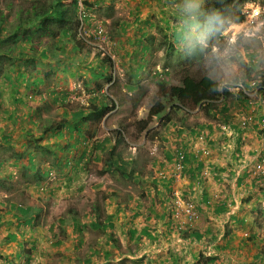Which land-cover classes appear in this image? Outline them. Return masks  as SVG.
<instances>
[{"label": "crops", "instance_id": "obj_1", "mask_svg": "<svg viewBox=\"0 0 264 264\" xmlns=\"http://www.w3.org/2000/svg\"><path fill=\"white\" fill-rule=\"evenodd\" d=\"M145 1L146 0H123V3L129 6L130 12L128 14L135 15L133 20L134 22L147 23L150 27L154 25L156 26V23L151 22V16L154 14V10L158 9L157 2L152 0L150 8L149 3L144 9H141L140 5L142 2L145 3ZM192 4H196V0H194V3ZM183 5L191 7L190 4ZM187 7L183 6L182 9L186 12ZM184 11H180L182 23H178L177 26L184 27L186 25L187 28L194 24V19L192 16H188L187 13H184ZM183 15L188 17H183ZM156 18L158 17L156 16ZM167 20L169 21V19ZM186 20L192 21L193 24H187ZM156 22L157 24L160 23L158 19ZM118 26L121 30L125 27L124 24H119ZM160 27H162V25ZM165 27L166 24L164 23V27L161 29L164 32H166ZM166 34L170 38L169 40L167 38L168 42L172 41L174 44L178 43L182 46L189 42L188 37L185 36V32L182 34L184 37L180 40V42L173 40L171 32H166ZM148 35L149 33L142 32L139 38H143V36L148 37ZM67 36L68 33L65 35V32H63V34H59V36L56 37V40L53 41V44L51 46H47L46 57L44 59L45 67L47 68L44 72H48L51 75L49 78H45V84L42 89H44L45 92L49 90L48 93L54 95V97L47 99V103L37 101L38 103L36 104L39 105L33 109V113L29 114L30 119H27L25 115H23L24 110L22 109L21 111H17L16 108L21 106L29 109L30 102H26L23 97L18 95L9 97V99L6 97V94L3 92V88L1 87L7 80V78L6 80L4 79L5 74H3L2 78L4 80L0 82V106L2 107L3 117H0V120H3L4 118L10 120L14 115L15 127H17L18 124L26 122L27 132L32 130L35 126L37 128L39 127L40 130L37 138L42 140L43 137L51 134V136L55 138L51 145H59L60 140H58V138H61V140H66V146L71 147L72 142L68 141L67 137L69 127L74 126L75 124V120L73 121L72 119V113L80 111L87 112L89 108H92L94 99L88 96L93 94L96 95L98 92L97 89H100L102 83V77H98L95 74H106L105 63L102 65V60L97 62V57H94L93 53L89 54L77 52L75 46L71 41H69V36ZM149 39L152 40L153 35ZM130 41L132 40H129L128 42ZM143 46V51L141 52L147 53L149 51L147 43ZM129 54L130 53H128V55ZM90 56L92 57V60L88 61ZM117 59L119 60V58ZM122 62H125L124 59H122ZM122 66L125 68L128 67V64L126 63V65ZM141 67H144L143 62H140L136 68ZM126 71L128 72L129 69ZM58 73L61 75L57 78ZM40 77H43V74H40ZM74 85H80L81 87L80 90H78L76 100L71 104L66 100L65 102L69 105L65 106L62 104L63 99L58 96L62 93V90H67ZM15 88L16 92H18V89L25 91L24 97H28L29 94L21 84L15 85ZM120 88L121 91L113 89V94L117 97L119 103H117L118 109L110 112L111 115L118 120H125L128 116L134 118L136 117L137 120L144 119L143 114L147 113L149 107H146V105L143 106L142 103L144 102L137 104L133 103L131 99H127L126 94L130 96V92L132 91L128 90L127 86ZM17 98L22 99L23 103L16 102ZM49 100H51V103L48 102ZM236 101L240 102V105L246 104V100L241 101L239 95H237ZM7 102L12 105L11 111H8ZM52 103H57V105L60 106V110L54 114H45V110L49 109V106H52ZM255 104L257 105L256 114L260 111H264V104L259 101L255 102ZM254 109L255 108L251 111L254 112ZM255 113H253V116L256 115ZM108 114L109 112L106 115ZM59 115L64 118L68 117L64 119V121L60 122L61 126L57 128L58 130H47L45 132L43 127H56L59 124L57 121H54L56 118L55 116ZM230 115H226L224 117V121H227V123H222L221 127H224L223 131L221 129H217L216 124L209 121L210 118H207V120L201 115H199L200 118H195V120L198 121V124L196 125L192 124L193 118H188L184 121V127H188L187 129H181L182 126L177 125L175 118L171 120L170 123L161 126L160 116H158V122L153 127L147 126L146 130H142L140 132L135 131V135H139L141 139L139 143L140 147L145 146L143 143L146 142L148 144L147 147L145 146L146 149H150L151 147H155L158 141H160L158 145H162L166 151L162 154V157L148 156L147 159H143L141 163H138L137 158H125L123 154H120V157L123 160L128 161L129 174H132V177H123L114 170L110 173V175L114 177L118 176L120 178L113 179L110 182L114 180H121L135 187L139 186V192L133 193L127 190L126 187L120 189L115 186V188L111 186L110 190L103 196L106 199L102 200L98 197L92 199L91 202L96 200L100 204V209L97 214H91L87 211L80 210V206H82L81 202H87L88 204L91 203L88 202L90 200L89 197L77 198V195H72L70 200H65V197H61L59 195L60 191L55 188H47L48 190L46 189L44 192L38 191L41 181L43 182L46 178V175L41 173V169L46 167L47 170H51L52 172L55 169V166L54 168L51 167V163L47 164V161H45V158L41 155L39 148L34 147L24 150L20 153L21 156L19 157L16 156V153L11 154V156L8 155L7 157L0 159V171L8 169L7 174L10 175V171L13 172L15 169H18L19 178L15 184L12 185V189L4 187V185L1 184L3 188H7L5 190V194L1 193V207H4V203H7L8 211H17V213L13 215L17 220L16 229L19 226H30L35 229V226L43 224L44 227L39 228L37 232L44 236V242L48 241L52 246L54 242L59 245H63L64 241L69 240L71 243L67 244L68 246L66 249L71 246L73 250L74 248H79L86 242L85 238L81 236L83 230L79 233L78 231H74L73 226L67 225L66 227H63L62 224V227L56 231L55 229L50 228V223L46 226L45 223L52 221L51 218L54 216H48L50 213H55V215L59 217L60 215H63L67 209H70L71 207L76 208L81 216L91 217V221L88 224L96 223L93 228L88 226L91 230L90 232L93 233L92 239H94V242L91 244L93 253L101 251V255H108V252L106 251H115L112 246H114L115 238H117L120 240L122 246L128 245L126 249H122L123 252L120 251L121 255L124 256V253H128L131 254L132 257L139 256V258L143 255L141 258L146 260V264H150V258L158 261L161 260L159 254L161 252V248L159 245L155 244L157 243L156 237H158V235L155 234L157 232H161V234L167 232L165 231L168 229L166 221L172 206L171 182L169 185V180H164L162 182L154 178L156 182L154 181L153 183L151 179L155 172L161 170L162 167L172 161L174 157V149H179L185 153V168L183 178L173 187L175 189H179L184 195H186V197L191 198L197 207L199 213L197 226H200L199 231L202 233L201 238H204L205 236L208 238L209 243L207 248L212 250L208 252V254L212 255H206L209 256V262L207 263L214 262V264H217L218 256L214 254L213 249H219L221 252L223 250L226 252L223 253L226 257L229 256L228 252L236 250L238 252L239 259H248L249 264H264V248H262V246L260 247L261 243L259 238L264 221V187L262 185L264 184V178H254L251 175L250 166L252 165L249 162L251 158V162L253 163V155L256 151H264V137L258 133V131L262 130L256 128L255 126L241 128L237 123V120L240 118L235 119L232 115ZM101 120L99 122H101ZM96 123L81 120L77 122V125L81 128L82 124L93 125ZM125 123L128 125V122ZM117 128L109 131L116 130ZM198 129H204L205 138L209 147H207V145H197L195 149L191 148V143L196 141L197 138L195 137L196 135H199V133L195 132V130ZM22 130H24L23 127H18V135L26 136L29 134L22 132ZM58 131H61L62 133H59ZM262 132L264 133V131ZM58 134L61 135L58 136ZM126 135H128V133H126ZM78 138V142L80 143V137ZM125 138L127 137L125 136ZM93 143L92 145H94ZM114 144L115 143H113L112 146H114ZM128 144L129 143L127 142L126 147H123L124 151H127V149L130 148ZM137 145L138 143H135V146ZM75 146L76 145L73 143V148ZM116 148L121 150L122 146H117ZM138 148L139 147L137 146L134 150ZM49 150L52 155L54 153V149ZM59 150V152H64L61 147ZM203 150L207 151L206 154L209 153L207 156L208 160L206 162L203 161V155H201V153H204ZM66 151L69 152V150ZM81 155L82 160L84 157L83 152H81L76 159H78ZM58 160L60 159H57L56 161ZM75 162L79 163V161L76 160ZM111 162L112 159H110L107 163ZM58 163L59 161L56 164ZM107 163H105L103 170L105 169ZM79 166L80 168H78V170L75 167L70 168L67 172V178L65 177V181L63 178H60L64 181L62 184H60V179L57 178L59 183L57 181V184L54 185L53 183L56 181L55 179L51 185L57 187L62 186L63 184H69V181H72V173H74L73 176H75L77 171L85 170L83 165ZM56 168L65 169L67 167L62 166L59 163V166H56ZM169 170H171L170 166L167 168V171ZM108 174L109 173L101 175ZM38 176H42L43 179H40ZM32 177H35L36 182H30ZM7 178L10 177L7 176ZM100 186L101 183L94 184V187L98 189ZM3 188L0 187V189ZM111 192H114L115 194L113 193V195L115 196L111 197V195H109V197H106L107 193ZM54 200H56V208L54 207ZM117 200H121L123 203H121L120 206H117ZM125 200L127 201L126 204ZM164 208L166 211H164ZM94 215H98L99 219L97 221H95ZM110 216L114 218L113 228H105L107 230L105 235L98 233L96 230L102 231L104 228L102 226L104 225V221ZM99 224L101 226L97 227ZM82 225L83 223L80 224V229ZM19 232L22 231L20 230ZM19 232L17 234L18 239L21 238ZM95 232L103 235L104 241L100 239L101 235L95 234ZM62 233H65L66 235H63ZM50 234L52 236H50ZM72 234H75L74 240L72 239V236L69 237ZM79 234L81 238L78 237ZM111 235H113L114 238H112ZM54 239L55 241H52ZM152 240H154L155 243L151 242ZM216 240H219V243H215ZM87 244L89 245V243ZM108 244L112 246L106 248ZM223 245L226 246L225 249H222ZM34 248L37 249L35 244H32L29 250ZM258 257H261L262 259L258 260ZM85 260L86 259H84L80 264H84ZM176 260L177 257L174 255V258L168 262L173 264ZM59 261L64 262L65 264L63 259L59 258Z\"/></svg>", "mask_w": 264, "mask_h": 264}, {"label": "rangeland", "instance_id": "obj_2", "mask_svg": "<svg viewBox=\"0 0 264 264\" xmlns=\"http://www.w3.org/2000/svg\"><path fill=\"white\" fill-rule=\"evenodd\" d=\"M62 1L66 3L69 0ZM151 1L152 0H146L145 3L142 2L140 5L141 9H144L149 3L150 8L152 5ZM154 1L157 2L158 9L154 10V14L151 16V22L156 23V26L154 25L150 27L147 23L134 22L133 20L135 18V15L128 14L130 12L129 6L123 3V0H78L79 9H85L86 11H88L87 9H89L94 17V20L91 22V24H87L85 27H87L88 29L101 31L97 34L100 36L102 47L106 51L114 53L120 60V63H118L120 75L117 77L115 84L110 86V88L108 89V93L110 95L112 94V87H114L113 89H116L117 91H121L120 87L124 88V86H127V84L131 80V83H133L136 87L130 92V96H126L127 99H131L133 103L137 104L144 102L142 103V105H146V107H149L153 102L150 98L158 97L160 101H163L164 106L168 107L169 102H165L160 98V93L158 92V83L163 82L168 86L177 85L179 84L181 77L185 74L196 75L199 73H205L206 75L213 78L219 84L220 88L226 84L238 82L241 79L242 82L246 84H250L253 81L263 80L264 21H257V24L253 26H250L248 24L251 29L240 24H229L226 29L221 32L220 37H216L214 39V45H209V43L206 42V37H210L211 34L209 33L208 28L198 26L195 23L193 26L186 28L188 29L187 32L185 31V36L188 37L189 42L185 43L184 46L178 43H172L175 48L174 51H172V57L169 58L168 55L170 54V42L172 41L168 42L167 38L169 40V36H167L166 32L161 30L162 27H164L165 21L169 22L167 23L168 26H171L173 24L178 25V23H182V18H180V11H184L182 9L183 6L187 7L183 4H190L191 9H197V13H199L200 9L204 5V0H198L196 4H192L194 3V0ZM31 2L33 4H37L38 2H41V0H0V16L4 15V25L10 31L6 35L11 34L13 27H15L13 25L16 23L18 16H21L24 19L31 18ZM236 2H241L240 5L242 12L251 14L252 12H259L260 16L258 20L264 19V0H236ZM257 6L261 7V10H254V8H256ZM202 12V20H206L209 23V19L207 18L208 16L203 9ZM184 13L187 12L184 11ZM261 14L263 15L261 16ZM156 16L158 18H156ZM245 18L248 20L251 18V15L245 16ZM157 19L160 22L158 24L156 22ZM167 19H169V21ZM193 19L196 20V17H194ZM119 24H124L125 27L121 30L118 26ZM161 25L162 27H160ZM233 25L238 26L234 27ZM172 28L173 27L168 29L167 33H174V30H172ZM51 29L52 33L50 34V36H48L49 34L45 32L42 33L41 36H39V39H41V41L43 40L44 42L46 39H51L53 37L56 38L59 36V34H63V32L68 31L66 28H59V26L57 25H52ZM142 32L149 33L148 37L143 36V38H139ZM229 32L230 34L234 35H230ZM86 33L88 34L89 32ZM152 35L153 39L150 40L149 38ZM174 36L175 39H179L177 35ZM129 40L132 41L128 42ZM176 41L180 42L178 40ZM24 43L25 41L21 37H18L17 43L14 47L18 51H20L21 54L18 55L17 53H13V57H17L16 59H8L7 57L0 58V82L4 80L2 78L3 74L9 76L8 80H6L5 83L1 86L3 88V92H5L8 99L9 97L18 95L20 97H23L26 102H30L29 109L27 107L23 108L21 106L16 108L17 111H21L23 109V115H25L27 119H30L29 114L33 113V109L37 105H39L36 104L39 100H35V98L29 99V95L28 97H24L25 91H22V89H18V92H16L15 85L20 84V78H18L16 74L19 72H23L26 78H30L39 72L42 75L44 73V70H47V68L45 67L44 59H41V57H39V53H35L34 51L27 53L28 49L24 47ZM145 43H147L149 49L147 53L141 52L143 51V45ZM192 52L198 53L199 56L194 57V59H190L187 55H190ZM22 53L27 54L23 55ZM128 53L130 54L128 55ZM33 54H35V57L32 56ZM20 58L22 60H18ZM122 59H124L125 62H122ZM91 60L92 57L90 56V58H88V61ZM97 62H99V59ZM140 62H143L144 67L136 68L140 64ZM126 63L128 64V67L124 68L122 65H126ZM109 68L110 67L106 68L107 71H109ZM127 69H129L128 72L126 71ZM60 75L61 74L58 73L57 78ZM103 81L106 82L105 79H102V82ZM106 86L108 87V85ZM76 88L77 86L74 85L70 89ZM48 92L49 90L46 91L45 95L47 99L54 97V95H51ZM246 93L250 98L254 96L253 89H248ZM241 94L244 96L242 92ZM240 98H242V96ZM48 102L51 103V100H49ZM260 102L264 104V101ZM226 103L227 112L222 111L221 113L219 112L218 114H215V116L208 117L204 115V112H200L197 107H193L191 109L193 110L192 116L194 118H200L199 115H201L204 117V119L210 118L209 121H211L213 124H216V128L219 129L221 128L223 122L227 123V121H224L225 114H231L235 119L240 118L237 120L238 122L236 121L239 124H241L242 122H246V124L248 123L250 127H253L251 118L255 119L257 117V114L264 113V111H260L256 114L255 112L257 111V108L254 109V112H247L251 111L252 109L250 107L247 108L246 106L243 107L244 105H240V102L236 101L234 94L227 98ZM11 107L12 105L7 102L8 111H11ZM218 107L220 108V110H222L221 103L220 105L218 104ZM58 110H60V106H58L57 103H52V106H49V109L45 110V114H54ZM253 113H255L256 115L253 116ZM0 117H3L1 106ZM55 117L56 118L54 119V121H57L59 123L56 126V128H58L61 126L60 122L64 121V119H66L68 116L66 118L62 117L61 115ZM143 117L145 120L147 118V113H144ZM248 117L250 118L248 119ZM14 119L15 116L13 115L10 120L7 118L0 120V137L2 132L6 130L7 134L11 135L12 137V140L10 142L2 141V143L0 144V159L7 157L8 155L13 153H16V156L19 157L21 156L20 153L24 150L34 147H40L39 150L41 152V155L45 158L47 164L51 163V167L54 168L55 166V169L51 173L52 176L50 179H47L45 182L41 181V185L38 187V191H42L44 189L46 190L49 185L54 182L55 179L56 181L53 184H57V181L59 183V180H57V178H63L65 181V177L67 178V172L72 166H75V168H77L78 170V168H80L79 165H83L85 170L77 171V174H75V176H73L74 173H72V181H69V184H63L62 186L55 187V189L60 191L59 195L61 197H65V200H70L72 198V195H77V198L89 197L90 200L88 202H91L92 199H95L96 197L104 200L106 198L103 196L110 190L111 186H115L120 189L126 187L127 190L133 193L139 192V186L135 187L121 180H114L110 182L113 179L120 178L118 176L114 177L110 174L101 175L100 171L103 170L105 163L110 160L109 155L107 154L110 148H106L103 152L94 148V145L97 144L98 141H101L104 137L111 138L108 145H112L113 143H115L117 138L116 130H109L117 128L119 127V125L126 126L125 122H128V128L126 129V133H128V135H126V137L127 142L129 143L128 145L130 147L127 149V151H123L121 153L125 158H137L138 163H141L143 159H147L148 156L162 157V154L166 151V149L162 145H158L160 141H158L155 147H151L150 149H146V147L148 146L146 142L143 143V145H145L146 147L139 146L141 139L139 135H135V131L138 130L139 121L136 117L134 118L128 116V118L125 120H118L117 118L113 117L111 113H109L108 115L104 116V118L99 123L93 125L82 124V133L78 135V137H80V143L75 144L76 146L74 148L73 145H71V147L66 146V140H61V138H58V140H60V144L57 146H53L51 145V143L55 138L51 136V134H49V136L43 137V139L41 140L37 138L40 130L39 127L37 128L35 126L32 130H29V132H27V123L25 122L23 124H18L17 127H15ZM158 119L159 117H153L150 120L148 127H153L154 125H156ZM175 120L177 125H179V118L176 117ZM18 127H23L24 130H22V132L29 134L26 136L18 135ZM200 133L201 135L199 137H202V139L200 140L199 138H197L196 141H193L191 143L192 149H195L197 145H207V147H209V144L207 143V140L205 138L204 129H201ZM92 143L94 145H92ZM135 143H138L137 146L139 147L136 150H134L137 147L135 146ZM60 147L64 152H59ZM49 149H54V153L52 155ZM66 150H69L70 153ZM81 152L84 153V157L79 161V163H77L75 162V159ZM203 152L204 153H201V155H203V161L206 162L208 160L207 156L209 155V153L206 154V150H203ZM96 156L99 157L98 160L95 159ZM57 159H60L58 160L59 163L67 168L57 169ZM251 161L252 159L250 158L249 162L252 165L250 166V173L254 178H256V169ZM171 163L172 161L167 163L157 173H165V175H169L172 170ZM169 166L171 167V170L167 171V168H169ZM46 169V167L41 169V173L43 174V171H45ZM10 172L11 177L7 178L8 169L0 171L1 188H3L1 184L4 183V181L6 183L14 185L18 180V169ZM129 175H131L132 177V174ZM153 177L157 178L156 172L153 174ZM63 179H60V184L64 182ZM30 182H36L35 177H32V180H30ZM6 183L4 187H7ZM99 183H101L99 189L94 187V184ZM262 185L264 187V184ZM3 189H0V198L2 197V194L6 193L5 190L7 188ZM184 197L187 198L186 200L192 201L191 198L186 197V195H184ZM53 202L55 204L54 207L56 208V200H54ZM81 204L82 206H80V210L85 209L88 213H91L88 208L89 204L87 202H81ZM164 211H166L165 208ZM15 213H17L16 210L8 211L7 203H4V207H1L0 204V264H64V262L59 261V258L63 259L65 261V264H80L84 259H86L84 264H146V260L141 258L143 257V255H141L140 258L139 256L132 257V255L128 253H124V256L121 255L120 251L123 252L122 249H126L128 245L122 246L120 240L117 238H115L114 246L108 244V246L106 247L109 248L110 246H112L115 251H106L108 252L107 256L101 255V251L93 253L91 249V244L92 242H94V239H92L93 233L90 232L91 230L87 226L91 221V217L81 216V214L79 213L78 218L80 224L83 223V233H81V236L85 238L86 244L83 243L79 248H74L73 250L71 246L66 249V247L68 246L67 244L71 243L69 240L64 241L63 245H59L54 242L52 246L48 241L44 242V236L37 232L39 228L44 227L43 224L35 226V229L31 228L30 226H19L16 229L17 220L13 216ZM48 216H54L51 218V220L53 221L58 217L57 215H55V213H50ZM98 219L99 217L95 215V221H97ZM198 220L195 222V225H198ZM48 223L50 222H46L45 226L48 225ZM70 223L71 219H68L63 227H66L67 224ZM20 230L23 232V234L20 235L21 238L18 239L17 234ZM96 231L98 233H102L103 235L107 233L106 229L105 231ZM165 231L167 232L162 234L161 232H157L155 234L158 235V237H156L157 243H155L154 240L151 241L160 246L161 252L159 254L161 260L158 261L150 258V264H170L168 261L172 260L174 258V255H176L177 260L173 264H214V262L207 263L209 262V256L206 255H212L208 254V252L212 250L207 248L209 240L206 236L199 240H194L191 237L187 236L186 233L178 234V232L168 231V229ZM97 232H95V234H98ZM11 234H15L16 238L11 239ZM62 234L66 235L65 233ZM103 235H101L100 237L102 241H104ZM50 236L52 235L50 234ZM71 236L74 240L75 234H72L69 237ZM78 237L81 238L80 234ZM111 237L114 238L113 235H111ZM52 241H55V239ZM87 243H89V245ZM215 243H219V240H216ZM32 244H35V247H37V249L34 248L32 250H29ZM213 251L214 254L218 256L217 264H238L240 262V264H249L248 259H239L238 252L236 250L228 252V257L223 254L226 253L224 250L221 252L219 249H213Z\"/></svg>", "mask_w": 264, "mask_h": 264}, {"label": "trees", "instance_id": "obj_3", "mask_svg": "<svg viewBox=\"0 0 264 264\" xmlns=\"http://www.w3.org/2000/svg\"><path fill=\"white\" fill-rule=\"evenodd\" d=\"M36 1V0H33ZM243 1V0H242ZM241 2H236V0H204L203 9L204 12L208 15L209 18V24H208V31L211 33L214 37L219 36L221 32L230 24V23H242L245 19V16L241 9ZM31 18L30 19H24L21 16L18 17V24L16 27H13L11 34L6 35L10 31L7 29V27L4 25L5 18L4 15L0 16V58L1 57H7L8 59H16L17 57H13V53H17L20 55V51L15 49L14 45L17 43L18 37L20 36L17 33V29H20L21 38L25 41L24 47L28 49L27 53L33 51V35L39 34L41 36L42 33L47 32L50 36L52 33L51 26L57 25L59 28L64 27L68 31L65 32V35L70 34L69 38L71 39L73 31L78 26V20L77 18V0H72L70 4H64L62 0H41V2H38L37 4H33L31 2ZM198 10L196 9L193 13L194 17L196 19H199L201 16L202 9H200L201 13H197ZM190 16V15H188ZM183 15V17H188ZM167 21H165L166 24V32L171 27L172 30H174V33L171 32V35H173V40L180 41L183 39L184 35H182L186 29V25L183 27L173 25L168 26ZM187 24H193L192 21L186 20ZM192 26V25H191ZM184 30V31H183ZM39 31V32H38ZM183 31V32H182ZM174 35H177L179 39H175ZM68 37V36H67ZM37 40L39 37L36 38ZM214 38L211 40L208 39L209 45H214ZM54 40H49L43 42L45 46H51L53 44ZM39 42L41 40L39 39ZM173 42H170V54L168 55L169 58L172 57V54L174 51L175 46L172 45ZM3 47H2V46ZM46 49V47H45ZM16 50V51H15ZM27 53H22L27 54ZM22 55V56H23ZM34 56V54L32 55ZM44 57V54H42ZM189 56L190 59H194V57L199 56L198 53L192 52ZM24 59V58H23ZM18 60H22L21 58ZM104 60V59H102ZM51 74L48 72L43 73V77H40V73L35 74L32 78H26L25 75L21 72L17 73L16 76L20 78V84L26 89L29 96L31 95L32 98H35L39 100L41 103L46 102L44 98H42V94H46L45 90L42 89L45 84V78H49ZM98 77H102V79L110 80V76H106L104 74H95ZM8 80L9 76L4 75V79ZM240 79V78H239ZM238 79V80H239ZM235 80V81H238ZM242 81V79L240 80ZM239 82V81H238ZM136 86L130 82L127 84L128 90H134ZM227 86H224L222 88V91L219 90V84L210 76L206 75L205 73H199L196 75H190L185 74L181 77V80L179 81V84L168 86L167 84L160 82L158 83V92L160 93V98L163 99L165 102H169V106H164L163 101H160L158 97H151V101H153V104L150 106L149 112H148V118H150L153 115H158L159 113H163L164 116L161 119V126L166 125L171 122L176 117H179V114L184 111L185 107H188L192 109L199 105V109L203 110V112L208 116V114H212L215 116V114L221 113L222 111H226V105L221 107L222 110L218 109V105L216 104V101L222 96L224 99L230 95V92L227 90ZM35 93V94H34ZM34 96V97H33ZM64 96V95H61ZM41 98V99H38ZM94 104L92 105V108H89L86 111H80V112H74L72 113V119L75 120L74 126L69 127L68 137L67 140L71 141V145L79 143L78 141V135L81 134V128L77 125L78 121L84 120L89 122H99L109 111L112 110L114 101L112 99H109L104 93H98L94 97ZM248 100V99H247ZM16 102L23 103L22 99H16ZM62 104L65 106H68L67 102L64 100L62 101ZM223 112V113H224ZM81 119V120H80ZM147 123V121H145ZM43 130L46 132L47 130H58L56 127L48 126L43 127ZM59 133H62L61 131H58ZM118 132V131H117ZM119 133V132H118ZM19 134V133H18ZM44 134V133H43ZM61 134H58V136ZM120 135V134H119ZM117 136V135H116ZM121 136V135H120ZM120 136H117L116 142L114 146H109L108 143L110 141V137H104L101 141L97 142L95 144L94 148L103 152L106 148H110L108 151L109 158L112 159L111 163H107L105 166V169L103 171H100L101 174H107L111 173L115 170V172H118L121 176L130 178L129 176V163L127 160H123L120 157V154L124 151L123 147H126V144L123 142L122 138ZM12 140L11 135L7 134L6 131H4L1 134L0 137V144L2 141L10 142ZM108 145V146H107ZM122 146L121 150H118L116 147ZM40 148V147H36ZM11 155V154H10ZM82 158V155L75 159L76 161H80ZM96 160L99 159L98 156L95 157ZM185 162V160H184ZM59 166V163L56 164ZM75 167V166H72ZM117 167V170H116ZM52 173L50 170H45L43 172V175L48 176V174ZM8 177H11V175H8ZM40 179H43V177L38 176ZM158 181H166V179L163 178H155ZM152 182H156L154 180V177L152 176ZM168 181V180H167ZM2 183L3 185H5ZM7 187L9 189H12V185L9 183H6ZM170 185V181H169ZM48 188H55V186L49 185ZM114 192L107 193L106 197L115 196L113 195ZM115 194V193H114ZM117 206H120L121 203H123L121 200L116 201ZM127 201L125 200V204ZM13 206V205H12ZM100 209V204L95 200L89 204V210L93 214H97ZM86 211L85 209H83ZM79 211H77L76 208H70L65 211L63 215H60L57 217L56 220L50 221V228L55 229L56 231L62 227V224L64 225L65 222L68 219H71V223L67 225H71L74 228V231H78L79 233L82 232L80 229V221L78 218ZM95 216V215H94ZM98 216V215H96ZM114 218L112 216L108 217L104 221V225H101L104 228H113L114 225ZM197 221V220H196ZM195 221V222H196ZM195 222L189 223H181L177 217H175L174 210L171 208V211L169 212L168 219L166 221V225L168 228V231H175L179 233H186L187 236L191 237L194 240H199L202 237V233L199 231V226L195 225ZM91 227L96 225V223L92 224L90 223ZM100 224L97 225L101 226ZM82 228V226H81ZM20 235L23 234V232H19ZM205 234V231H204ZM11 239H15L16 235L11 234ZM190 238V239H191ZM262 241V240H261ZM58 244V243H57ZM259 247V246H258ZM261 247V246H260ZM226 246L223 245L222 249H225ZM262 248L263 245H262ZM104 256H107L104 254ZM258 260L262 259L261 257L257 258Z\"/></svg>", "mask_w": 264, "mask_h": 264}, {"label": "clouds", "instance_id": "obj_4", "mask_svg": "<svg viewBox=\"0 0 264 264\" xmlns=\"http://www.w3.org/2000/svg\"><path fill=\"white\" fill-rule=\"evenodd\" d=\"M71 1L72 0H69V1H67L66 3L64 2V1H62L64 4H70L71 3ZM202 1V0H201ZM200 1V2H201ZM198 2V0H196V3ZM201 9H203V7L201 8ZM29 10V9H28ZM27 10V11H28ZM77 20H78V26H77V28L73 31V34H72V37H71V39L69 38V41H71L72 42V44L75 46V48H76V50H77V52H79V53H93V56L94 57H97V60L99 59V61H101L102 59H104V60H102V65H104V63H105V74H107L106 76L108 77V76H110L111 78H110V80H106V82L105 81H103L102 83H101V87H100V89H97L98 90V92H97V94L98 93H104L109 99H112V101H114V106H113V108H112V110L111 111H109V113L110 112H112V111H114V110H116V109H118V105H117V103H119V101H118V99H117V97H115V95L113 94V88L114 87H112L111 88V92H112V94L110 95L109 93H108V89L110 88V86H112L113 84H115V82H116V80H117V77L120 75V69H119V66H118V63H120V61L117 59V56L114 54V53H112V52H110V51H106L104 48L103 49H101V46H102V43L99 45L98 43H97V41L93 38V36H92V33H86V32H89V31H92L93 29H88L87 27H85L87 24H91V22L94 20V17H93V15H92V12L89 10V9H87L88 11H86L85 9H83V10H80L79 9V7H78V0H77ZM195 10L196 9H191V7H187V10H186V12H187V14L188 15H190V16H192L193 15V13L195 12ZM204 10V9H203ZM205 11V10H204ZM26 12V11H25ZM24 12V13H25ZM83 13H85L86 14V16H83ZM199 13H201V12H199ZM243 14H244V16H248V15H251V18L250 19H244V21L242 22V23H230V24H240V25H243V26H247V27H249L250 29H251V27L250 26H253V25H255V24H257V21L258 22H261V21H264V19H259L258 20V18H259V16H260V14H259V12H252V14L251 13H247V12H243ZM201 15H202V13H201ZM207 15V14H206ZM263 14H261V16H262ZM208 16V15H207ZM19 17V16H18ZM193 18H194V16H192ZM208 18V17H207ZM209 19V18H208ZM18 21V20H17ZM16 21V23L13 25V26H15L16 27V25L19 23V22H17ZM210 22V21H209ZM197 24L198 26H203L204 28H208V22L206 21V20H202V16H200V18L199 19H196V20H194V24ZM193 24V25H194ZM250 26H249V25ZM264 24V23H263ZM192 25V26H193ZM226 29V28H225ZM224 29V30H225ZM248 29V28H247ZM17 31V33L21 36V34H20V29H17L16 30ZM70 34H68V36H69ZM19 36V37H20ZM33 37V39H34V41H33V51L35 52V53H39V57H41V59H45V57H46V51H47V46H45L44 44H43V40L41 41V42H39V39L37 40L36 38L37 37H39V34H35V35H33L32 36ZM216 37H220V35L219 36H216ZM216 37H214L212 34H210V37H206V42H208V39L209 40H211L212 38H216ZM41 40V39H40ZM49 40H56V38L55 37H53V38H51V39H46L45 41H49ZM44 41V42H45ZM213 41H215V40H213ZM15 46V45H14ZM45 47H46V49H45ZM42 54H44V57L42 56ZM97 55H99V56H97ZM33 57H35V54H34V56ZM107 67H110L109 68V71H107ZM114 69H116L115 71H114ZM119 69V70H118ZM122 69V68H121ZM106 85H108V87L106 86ZM77 86V88L76 89H67V90H62V93L58 96V97H61L64 101H68L70 104L71 103H73L75 100H76V97H77V93H78V90H80V85H76ZM224 86H227L228 88H227V90L230 92V95L229 96H231L232 94H234V96H235V98H236V100H237V95H239L240 97L242 96V98H240V100L241 101H245L246 100V104L243 106V107H247V108H251V109H253V108H257V105L255 104V102H260V101H264V78H263V80H261V81H253L252 83H244V82H242V81H239V82H235V83H230V84H226V85H224ZM223 86V87H224ZM223 87H219V90L220 91H222V88ZM233 89V90H232ZM248 89H253V95L254 96H252L251 98L248 96V94L246 93V91L248 90ZM232 91V92H231ZM234 91V92H233ZM66 92V93H65ZM241 92L244 94V96L241 94ZM96 94V95H97ZM45 95L46 94H42V98H44L45 100H47V98L45 97ZM61 95H64V96H61ZM128 94H126V96H127ZM95 96V94H93V95H91V96H88V97H94ZM229 96H227L225 99L222 97V96H220V98L216 101V104L218 105H220V103H221V105H222V107L223 106H225L226 107V112H227V98L229 97ZM30 98H32L31 96H29V99ZM252 98H254V99H252ZM39 99H41V98H39ZM245 99V100H244ZM248 99V100H247ZM224 103H225V105H224ZM152 104H153V102H152ZM151 104V105H152ZM69 105V104H68ZM150 105V106H151ZM149 106V107H150ZM198 109H199V105L198 106H196ZM261 107V106H260ZM264 107V106H263ZM149 109L150 108H148V110H147V118L144 120V119H142V120H139L138 121V132H140V131H142V130H146L147 129V126H148V124H149V122H150V120L153 118V117H158V116H160V122H161V119H162V117L164 116V114L163 113H159L158 115H153V116H151L150 118H148V112H149ZM218 109H220L219 107H218ZM193 110H191L190 108H185V110L184 111H182V113L181 114H179V121H180V124L178 125V126H182V128L181 129H187L188 127H184V121H186L188 118H193V120H192V124L193 125H196V124H198V121L197 120H195V118L192 116V112ZM199 111L201 112H203V110H200L199 109ZM250 112H252V111H250ZM163 114V115H162ZM205 115V114H204ZM226 115H228V114H225L224 115V117L226 116ZM207 116V115H206ZM212 116H214V115H212V114H208V117H212ZM250 117H248V119H249ZM264 118V113H261V114H257V117L255 118V119H252L251 118V120H252V123H253V126H255L256 128H258V129H260V130H262V131H264V126L262 125V123H261V119H263ZM145 121H147V123L145 122ZM239 124V123H238ZM239 126L241 127V128H246V127H248V126H250L248 123L246 124V122H242L241 124H239ZM128 128V125H126V126H122V125H119V127L116 129V135L117 136H120V138H122V140H123V142L125 143V144H127V138H125V136H126V129ZM224 130V127L222 126L221 128H219V130ZM119 133H118V132ZM257 131V130H256ZM262 131H258V133H260L262 136H263V132ZM195 132L196 133H199V135H196V137L195 138H199L200 140L202 139V137H199L200 135H201V133H200V130L198 129V130H195ZM120 134V135H119ZM264 137V136H263ZM177 152H180V153H182L183 154V161H182V163H183V169H182V172L180 173V177H179V179L178 180H175L174 179V177L172 176V172L174 171L173 170V160H174V158H175V155H176V153ZM206 153H207V151H206ZM255 154H256V157H255ZM254 155H253V157H254V161H253V164H254V166H255V169H256V174H257V177H259L260 179L261 178H264V174H260L258 171H257V168H256V165L258 164V162L260 161V159L261 158H264V151L263 150H261L260 152H257L256 151V153H255ZM184 160H185V153L182 151V150H179V149H174V157H173V159H172V170H171V173L169 174V175H165V173H163V174H160V177H159V174L157 173V172H159V170L156 172V177L157 178H163V179H166V180H169L170 182H171V199H172V206H171V208L174 210V205H175V201H176V197L174 196V191H177L179 194H180V200H182V201H188V200H186L187 198H185L184 197V195L182 194V192L179 190V189H175L173 186L178 182V181H180L182 178H183V172H184V168H185V162H184ZM51 176H52V174L50 173V174H48V176H46V178H45V180L43 181V182H45L47 179H50L51 178ZM45 191V189L44 190H42V191H40V192H44ZM180 191V192H179ZM193 205H194V207H195V209H196V211H197V219L196 220H198V218H199V213H198V210H197V207H196V205H195V203L193 202V201H190ZM87 226H91L90 224H88ZM263 227H261L262 229H261V234H260V236H259V238H260V243H261V245L260 246H262L263 245V247H264V243L261 241L262 240V235H263V233H264V225H262ZM91 228H93V226L91 227ZM97 228V227H96ZM81 230H82V228H81ZM96 230V229H95ZM102 230H104L105 231V228H103ZM107 231V230H106ZM109 261V260H108Z\"/></svg>", "mask_w": 264, "mask_h": 264}, {"label": "built area", "instance_id": "obj_5", "mask_svg": "<svg viewBox=\"0 0 264 264\" xmlns=\"http://www.w3.org/2000/svg\"><path fill=\"white\" fill-rule=\"evenodd\" d=\"M83 16H86L85 13H83ZM101 31L92 30L89 31V33H92L93 38L97 41V43L101 44L100 36L97 33H100ZM101 49L103 47L101 46ZM116 69H114L115 71ZM261 123L264 126V118L261 119ZM183 154L180 152H177L175 155V158L173 160V172L172 176L175 180H178L180 177V173L183 169ZM257 171L260 174H264V158H261L258 164L256 165ZM162 174V173H160ZM174 196L176 197V201L174 202V214L175 217L178 218V220L181 223H189L195 222L197 219V211L194 207V205L190 201H182L180 200V194L177 191H174ZM262 242L264 243V233L262 235Z\"/></svg>", "mask_w": 264, "mask_h": 264}, {"label": "bare ground", "instance_id": "obj_6", "mask_svg": "<svg viewBox=\"0 0 264 264\" xmlns=\"http://www.w3.org/2000/svg\"><path fill=\"white\" fill-rule=\"evenodd\" d=\"M254 10H258V11H259V10H261V7H258V6H257L256 8H254ZM233 26L235 27V26H238V25H233ZM229 34H230V32H229ZM230 35L233 36L234 34H230Z\"/></svg>", "mask_w": 264, "mask_h": 264}]
</instances>
